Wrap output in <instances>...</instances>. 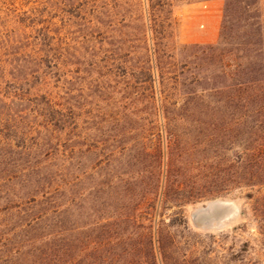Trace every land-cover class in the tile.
Wrapping results in <instances>:
<instances>
[{
    "label": "trees",
    "instance_id": "obj_1",
    "mask_svg": "<svg viewBox=\"0 0 264 264\" xmlns=\"http://www.w3.org/2000/svg\"><path fill=\"white\" fill-rule=\"evenodd\" d=\"M182 1L202 0H127L128 8H79L77 15L36 3L15 8L9 25H0V264H95L101 243L77 239L60 218L108 183L127 196L133 188L161 198L182 191L183 183L170 179V150L179 144V129L202 124L217 130V196L246 190L244 197L259 206L255 264H264V0H224L217 43L207 45L171 41ZM59 13L67 15L60 22L84 20L72 33L70 23L63 25L70 32L65 41ZM77 71L87 72V89L98 91L96 114L111 98L121 119L151 125L159 138L155 150L136 142L140 155L129 151L121 161L119 145L103 149L120 120L99 119L93 108L73 102ZM106 91L111 97H103ZM147 158L155 160L154 171L104 177L105 162L128 168ZM151 198L133 199L132 210ZM250 249L245 243L243 250ZM149 255L156 257L153 247Z\"/></svg>",
    "mask_w": 264,
    "mask_h": 264
},
{
    "label": "rangeland",
    "instance_id": "obj_2",
    "mask_svg": "<svg viewBox=\"0 0 264 264\" xmlns=\"http://www.w3.org/2000/svg\"><path fill=\"white\" fill-rule=\"evenodd\" d=\"M36 3L43 7H55L58 12L61 9H71L74 15L79 8L119 10L128 8L130 4L127 0H0V25H9L15 8L24 10ZM223 7L224 0L179 2L174 10L176 25L171 41L178 44H216ZM63 16L67 15L59 13L57 26L61 29V39L65 41V35L70 32L66 28L69 25H63L70 23L72 33L84 20L73 17L70 22H60ZM73 59L77 61L76 58ZM72 75L70 96L76 105H82L83 111L84 107L93 108L92 115H97L99 119L121 121L107 132V143L103 149L107 147L108 151L119 145L118 149L122 150L121 161L129 151L133 156L140 155L143 146L136 142H144L150 151L155 150L159 138L150 129V124L143 129L140 122L133 118L126 121L121 119L120 110L114 106L115 102L106 98L111 97L107 91L103 94L106 98L103 105L108 106L101 115L96 114L94 103L97 101L98 91L94 93V89H87L91 78L84 71H77ZM61 83H64L63 79ZM205 122L210 123L208 119ZM213 122L217 123V119ZM202 127L204 128L179 129L176 132L179 144L170 150L173 163L170 179L175 185L183 183L182 191L172 190L161 198L147 194L142 188H133L132 196H127L121 187L116 189L115 185L109 186L108 183L107 189L102 193L92 191L85 201L75 200L69 213L60 218L61 228L69 230L77 239L87 237L93 246L101 243L103 254L99 256L94 252V260H97L95 264H255L259 257L255 207L259 206L255 200L244 197L246 190L217 196V130L203 124ZM131 129L135 130L130 133ZM120 138H125L128 144L114 142ZM104 165V177L111 181L116 171H137L142 167L154 171L157 164L154 159L147 158L137 167L126 168L121 164L115 166L111 162H105ZM94 178L91 183L95 181ZM80 189L81 186L75 187L76 191ZM142 197H152V200L139 202L135 211L132 210V200L138 202ZM184 200L191 202L183 206ZM132 213L133 217L128 220L126 215ZM77 243L79 244L73 245L75 251L80 247L79 240ZM245 243L251 246L247 252L243 250ZM129 247L134 249L131 254L122 253ZM152 247L156 253L155 258L148 256Z\"/></svg>",
    "mask_w": 264,
    "mask_h": 264
},
{
    "label": "crops",
    "instance_id": "obj_3",
    "mask_svg": "<svg viewBox=\"0 0 264 264\" xmlns=\"http://www.w3.org/2000/svg\"><path fill=\"white\" fill-rule=\"evenodd\" d=\"M220 26H221V24L219 25V27H218V29H217V32H218V30L220 29ZM218 37V36H217Z\"/></svg>",
    "mask_w": 264,
    "mask_h": 264
}]
</instances>
